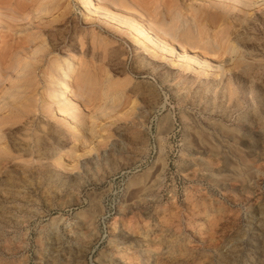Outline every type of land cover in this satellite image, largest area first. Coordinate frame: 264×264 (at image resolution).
Listing matches in <instances>:
<instances>
[{
  "label": "rangeland",
  "instance_id": "obj_1",
  "mask_svg": "<svg viewBox=\"0 0 264 264\" xmlns=\"http://www.w3.org/2000/svg\"><path fill=\"white\" fill-rule=\"evenodd\" d=\"M1 1L0 264H264V0Z\"/></svg>",
  "mask_w": 264,
  "mask_h": 264
},
{
  "label": "bare ground",
  "instance_id": "obj_2",
  "mask_svg": "<svg viewBox=\"0 0 264 264\" xmlns=\"http://www.w3.org/2000/svg\"><path fill=\"white\" fill-rule=\"evenodd\" d=\"M25 3H27L26 1L28 0H24ZM0 10L1 9H8V5H1L3 2L0 0ZM86 2H94V0H86ZM3 6V7H2ZM9 10V9H8ZM21 13V10H15V11H12V13H10V15H7L9 13H6V12H1L0 11V29L1 30H4V31H13V28L16 26V24L14 22H11L12 20H14L18 14ZM2 63H0L1 65ZM4 65V63H3ZM1 67H3L1 65ZM6 68L8 66H5ZM4 68V67H3ZM2 68V69H3ZM5 68V69H6ZM67 71L65 74H63L62 76V85H61V88H60V91L58 92L59 94H54L53 95V100H58L59 98V102L56 103V105L54 107H56V113L58 112V114L60 115H65L66 118H69L71 121L70 123L73 124V113H74V109H75V105L73 104V99H71V97H69V93H70V90L68 88V84H67V79L70 77V74L72 73V65H69L67 66ZM8 72V70H7ZM5 108L3 106H0V131L2 130V127L7 125L8 124V115L9 113L7 114H4L2 113V109ZM11 125V124H10ZM1 140V139H0ZM9 153L6 151V150H3V146H0V159H7L9 158Z\"/></svg>",
  "mask_w": 264,
  "mask_h": 264
}]
</instances>
